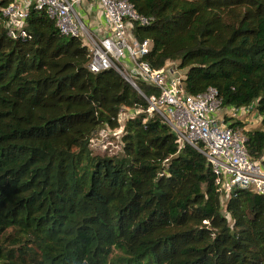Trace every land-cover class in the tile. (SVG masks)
<instances>
[{
  "label": "trees",
  "instance_id": "16d2710c",
  "mask_svg": "<svg viewBox=\"0 0 264 264\" xmlns=\"http://www.w3.org/2000/svg\"><path fill=\"white\" fill-rule=\"evenodd\" d=\"M148 20L154 70L179 62L187 94L214 88L222 110L254 108L264 125V0H129ZM0 0V264H264V195L234 188L225 202L206 157L147 98L160 90L114 69H88L82 37L60 33L31 1L13 39ZM124 109L136 116L122 126ZM264 164V129L247 130ZM122 129L121 151L93 141Z\"/></svg>",
  "mask_w": 264,
  "mask_h": 264
},
{
  "label": "built area",
  "instance_id": "2783aa9c",
  "mask_svg": "<svg viewBox=\"0 0 264 264\" xmlns=\"http://www.w3.org/2000/svg\"><path fill=\"white\" fill-rule=\"evenodd\" d=\"M31 1L27 4L16 1L3 10L8 34L13 39L27 35L25 21ZM34 1L37 9L47 11L62 35L83 38L89 48L88 69L91 72L114 69L142 96L144 93L137 81L160 90L159 96L147 98L148 112L158 113L163 118L177 135L181 147L191 145L206 157L216 176L222 202L234 188L250 189L264 195V164L250 157L243 129L235 128L221 118V100L216 89L196 96L187 94L183 87L184 77L179 73L167 70V65L154 70L141 60L151 51L152 42L137 41L132 35V22L146 25L148 20L136 13L129 0H92L98 5L106 24V34L99 37L84 24L75 10V1Z\"/></svg>",
  "mask_w": 264,
  "mask_h": 264
},
{
  "label": "rangeland",
  "instance_id": "374dc122",
  "mask_svg": "<svg viewBox=\"0 0 264 264\" xmlns=\"http://www.w3.org/2000/svg\"><path fill=\"white\" fill-rule=\"evenodd\" d=\"M167 70H172L174 72L179 73L182 77H185V70L178 69L179 62H168ZM229 114V116L233 118H238L240 121H243L246 124L247 130H256V129H264L263 120L261 117L258 116L257 112L254 108L246 109H232V111H228L225 109H221L220 116L224 118V116ZM137 114L133 110L124 109L120 116V123L123 126L125 121L129 118L135 117ZM241 130V129H240ZM244 130H242L243 132ZM121 136H122V129H118L116 131H111L109 129L102 131L99 134V138L93 141L92 149L96 154H115L121 151Z\"/></svg>",
  "mask_w": 264,
  "mask_h": 264
},
{
  "label": "crops",
  "instance_id": "0c3cea01",
  "mask_svg": "<svg viewBox=\"0 0 264 264\" xmlns=\"http://www.w3.org/2000/svg\"><path fill=\"white\" fill-rule=\"evenodd\" d=\"M23 4L29 3L31 0H16ZM75 1L74 7L78 15L82 18L87 28L96 36H103L106 34L105 19L92 0H72Z\"/></svg>",
  "mask_w": 264,
  "mask_h": 264
}]
</instances>
